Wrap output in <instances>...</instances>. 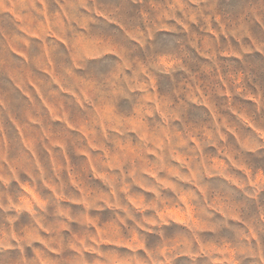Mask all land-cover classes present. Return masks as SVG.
<instances>
[{"label":"rangeland","instance_id":"obj_1","mask_svg":"<svg viewBox=\"0 0 264 264\" xmlns=\"http://www.w3.org/2000/svg\"><path fill=\"white\" fill-rule=\"evenodd\" d=\"M262 173L264 0H0V264L49 240L190 264L209 219L264 264Z\"/></svg>","mask_w":264,"mask_h":264},{"label":"crops","instance_id":"obj_2","mask_svg":"<svg viewBox=\"0 0 264 264\" xmlns=\"http://www.w3.org/2000/svg\"><path fill=\"white\" fill-rule=\"evenodd\" d=\"M263 174V173H262ZM246 181L253 185L255 190L250 193L249 197L253 198L258 206L261 205L262 196L264 195V174L262 177L256 174L250 179L247 176ZM246 196L247 193H245ZM257 216L264 217V212L259 207ZM263 214V215H262ZM214 216V212H213ZM211 221V222H210ZM264 220H262L259 231L264 230ZM256 224V221H255ZM246 225V223H245ZM242 226H240L241 228ZM247 228V227H246ZM258 230V229H256ZM207 232L204 234V232ZM252 246L254 251L250 252L252 264H262V255L258 253L259 242L257 239L246 240L238 239H220L217 237V224L215 220L209 219L207 224L199 227L197 239H194L192 254L188 259L184 251L177 258V263L190 264H243L248 255L243 247ZM234 248V250H233ZM183 250V249H182ZM34 261L36 264H152L151 253L143 246H134L133 244L118 245L114 242L94 241L90 246H85L82 241L72 242L69 240L43 242L42 247L37 250L33 249Z\"/></svg>","mask_w":264,"mask_h":264}]
</instances>
